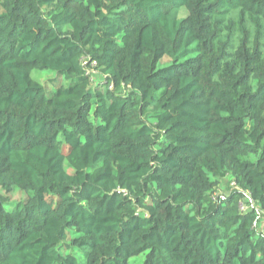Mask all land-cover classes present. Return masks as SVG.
Listing matches in <instances>:
<instances>
[{
    "label": "trees",
    "instance_id": "trees-1",
    "mask_svg": "<svg viewBox=\"0 0 264 264\" xmlns=\"http://www.w3.org/2000/svg\"><path fill=\"white\" fill-rule=\"evenodd\" d=\"M222 180L264 212V0H0V264H264Z\"/></svg>",
    "mask_w": 264,
    "mask_h": 264
},
{
    "label": "built area",
    "instance_id": "built-area-1",
    "mask_svg": "<svg viewBox=\"0 0 264 264\" xmlns=\"http://www.w3.org/2000/svg\"><path fill=\"white\" fill-rule=\"evenodd\" d=\"M233 190L243 191L242 195L244 198L239 201V209L243 213L248 212V211H254L256 215L254 226H258L259 222L263 220L264 212L263 210L260 209L258 204L254 201L250 192L243 190L236 182H232L230 184V190H226L224 192L217 190V192H214L211 196V199L215 203L223 202L228 198L229 193H231Z\"/></svg>",
    "mask_w": 264,
    "mask_h": 264
},
{
    "label": "rangeland",
    "instance_id": "rangeland-1",
    "mask_svg": "<svg viewBox=\"0 0 264 264\" xmlns=\"http://www.w3.org/2000/svg\"><path fill=\"white\" fill-rule=\"evenodd\" d=\"M169 59H165L164 61H162L158 67H161L163 66L166 62H168ZM32 77L39 81L40 83H42L44 86H45V90H44V93L46 95H50L52 93V91H50L52 88H57L60 86V82L61 81H65L64 79L61 80L58 78L59 80V83L58 81L56 82L55 80H53L55 78V74L54 73H50V72H42L40 70H36L34 69L32 71ZM65 85L68 84V82H64ZM229 189V186L227 187V183H226V180H222L220 181L219 183V186H218V189L217 190H220V191H226ZM26 195L24 194V192L20 191L19 189H16L13 194H12V199L13 200H19V199H22V198H25ZM261 226H264V220L261 222ZM143 257L140 258V260H142ZM133 264V263H132Z\"/></svg>",
    "mask_w": 264,
    "mask_h": 264
}]
</instances>
